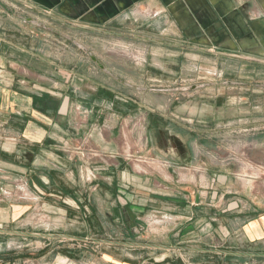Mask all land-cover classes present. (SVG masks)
<instances>
[{"label":"crops","instance_id":"1","mask_svg":"<svg viewBox=\"0 0 264 264\" xmlns=\"http://www.w3.org/2000/svg\"><path fill=\"white\" fill-rule=\"evenodd\" d=\"M176 41L264 59V0H0L5 264H264L258 187L159 143Z\"/></svg>","mask_w":264,"mask_h":264},{"label":"rangeland","instance_id":"2","mask_svg":"<svg viewBox=\"0 0 264 264\" xmlns=\"http://www.w3.org/2000/svg\"><path fill=\"white\" fill-rule=\"evenodd\" d=\"M173 43L165 62L150 72L153 78L142 80L158 90L146 96L147 103L168 107L157 112L159 143L191 174L205 163L212 172H232L264 194V59Z\"/></svg>","mask_w":264,"mask_h":264}]
</instances>
